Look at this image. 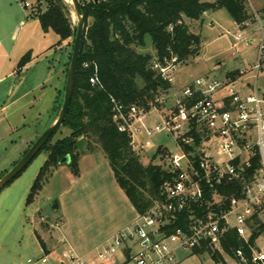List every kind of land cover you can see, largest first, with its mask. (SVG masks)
I'll return each mask as SVG.
<instances>
[{"label": "built area", "instance_id": "2783aa9c", "mask_svg": "<svg viewBox=\"0 0 264 264\" xmlns=\"http://www.w3.org/2000/svg\"><path fill=\"white\" fill-rule=\"evenodd\" d=\"M234 24L233 48L255 45L252 62L176 88L178 57H154L152 69L170 85L165 95L148 110L110 98L112 121L136 154L152 147L157 133L168 135L176 151L157 146L151 159L168 173L162 198L97 248V261L110 264L122 250L117 264H177L199 249L220 264H264V8H250ZM151 112L159 121L149 124ZM61 255L89 264L73 251Z\"/></svg>", "mask_w": 264, "mask_h": 264}, {"label": "trees", "instance_id": "16d2710c", "mask_svg": "<svg viewBox=\"0 0 264 264\" xmlns=\"http://www.w3.org/2000/svg\"><path fill=\"white\" fill-rule=\"evenodd\" d=\"M19 1L24 3L28 0ZM79 2L85 28L71 103L62 124L69 134L52 142L53 134L42 146L39 152L45 150L47 158L30 187L26 203L34 200L64 156H70V171L77 176L79 156L92 152L93 145L98 144L118 185L135 210L142 214L155 200L162 198L161 186L168 173L161 165L153 163L155 158L147 165L141 163L128 144V136L118 131L112 121L110 98L114 97L125 105L134 103L148 110L155 99L165 95L170 87L152 69V59L174 54L180 63H185L199 51L200 36L189 30L184 17L198 21L204 12L224 8L234 22H241L249 16V12L245 0ZM25 7L30 17L39 20L44 31L52 30L59 36L56 46L74 37L76 26L72 22L71 4L66 0H35ZM147 40L150 41L151 51L145 49ZM29 59L30 53L21 58L18 72ZM94 75L97 83L91 84L89 78ZM80 138L85 141L82 152L74 146ZM230 240L235 243L237 239L231 237ZM40 244L43 245L41 240ZM193 253L203 254L199 249Z\"/></svg>", "mask_w": 264, "mask_h": 264}, {"label": "crops", "instance_id": "0c3cea01", "mask_svg": "<svg viewBox=\"0 0 264 264\" xmlns=\"http://www.w3.org/2000/svg\"><path fill=\"white\" fill-rule=\"evenodd\" d=\"M47 32L42 29L37 18L30 17L29 10L19 0H0V112H4L7 120L5 129L9 137L22 129H30L27 135L30 138L23 140L19 136V139L12 140L16 155L6 163L8 165L0 166V177L50 124V121L41 120H46V115L51 111L43 107L45 97L51 95L50 102L54 105L64 83L65 53L60 73L53 82L45 83L46 79H42L45 77H41L38 72L31 82L27 80L25 71L35 68L39 57L53 46L46 45ZM57 42L54 47H60L56 46ZM27 53H30V59L18 72V62ZM4 97L7 101L1 104ZM29 113L32 116L27 121ZM82 162L86 163L82 166ZM77 164V176L65 164L52 172L67 169L69 178L68 186L56 195L45 196L52 203L51 208L58 213L55 217L58 220L56 226L48 224L45 227L39 221V216L44 218L37 202L42 189L30 204L26 203V196L25 207L21 205V199L15 198L25 192L23 188L26 184V188L30 184L27 178L20 180L22 173L1 190L4 194L0 198V264H70L62 258L64 251L75 252L89 264H104L97 261L96 249L106 245L115 233L131 225L138 212L118 185L101 149L82 153ZM30 207L31 211L28 212ZM53 228L57 229L53 231ZM48 232L56 233L55 237L50 234L47 238ZM40 250L45 254L41 258ZM24 254L38 256L36 263H31L29 259L23 263ZM43 257H46L45 262L41 261ZM121 261L122 257L115 256L110 264Z\"/></svg>", "mask_w": 264, "mask_h": 264}, {"label": "rangeland", "instance_id": "374dc122", "mask_svg": "<svg viewBox=\"0 0 264 264\" xmlns=\"http://www.w3.org/2000/svg\"><path fill=\"white\" fill-rule=\"evenodd\" d=\"M29 3L35 2V0H28ZM69 1V0H68ZM208 2H212L214 0H205ZM70 3V1H69ZM245 6L250 11V8H254L255 10H259L264 8V0H245ZM72 8V6H71ZM71 17L72 22L76 26L77 19L74 15L73 9L71 11ZM183 21L188 26L189 30L200 36V45L198 48L197 54L187 59L185 63H181L176 70L173 72L174 76V87L179 88L182 85L190 82L191 80L201 77V76H212V77H218L223 78L224 74L229 71H233L237 68L242 67L243 63L246 62H252L255 58V45H251L248 48H243L241 52H235V49L233 48V34L236 31L235 24L232 20V18L229 16L227 11L222 8L215 11H207L204 12L202 15L201 20L194 21L187 18H183ZM73 39L74 37H70L64 41L61 42L60 47H54V44L59 40V36L54 33L52 30H49L46 35V41L47 46L53 45L51 50L43 53L39 57V61L36 63L37 66L31 67L28 71H25V74L28 76L27 80L29 82L32 81L33 76L38 72L41 77H45L42 79H46L45 83H51L55 80L57 74L60 73V68L62 66V56L66 55V63L64 65V83L61 86V90H59L54 105H51L50 99H52L51 95H47L45 97V105L43 104V107H47V110L51 109V111L46 115L47 118L44 120L42 118L41 120L44 122L52 123V121L56 118L62 100H63V94H64V84H65V76L68 70V64L71 56L72 46H73ZM146 51H151V44L150 41L147 40L146 43ZM241 47V46H239ZM56 49V50H55ZM15 56L13 55V60ZM48 87V86H47ZM6 98L4 97L1 104H3ZM7 101V100H6ZM5 101V102H6ZM42 108V106H41ZM44 113V112H42ZM32 114L29 113L27 116V121L30 120ZM159 121V118L154 112H151L147 117V123L151 124L154 122ZM7 124V120L4 118V112H0V166L6 164L11 158H13L16 155V147L12 143V140L19 139V136H22V139H28L30 137H27L29 134L28 128L22 129L19 131V133H16L9 137L7 134V131L5 129ZM69 134V130L65 126H61L59 130H57L53 137L52 142H54L57 139H60L64 136H67ZM153 146L148 148V150L139 156V159L143 165H147L152 161V156L156 152V148L158 145H163L169 148L171 151H176V146L172 139L164 134V133H157L153 135L150 138ZM24 145V144H23ZM27 145V144H25ZM26 147V146H25ZM94 150H99L100 147L98 144L93 145ZM106 157V156H105ZM47 158V152L41 151L39 152L32 161L28 164V166L23 170L21 181L25 180L27 178V183H30L28 188L27 184L23 188V194H19V196H15L17 200L21 199V205H25V198L27 196V193L29 191L30 185L34 182L40 167L43 165L44 161ZM107 160V157H106ZM86 163V162H85ZM82 162V166L85 164ZM153 163L157 164V159H154ZM8 165V164H6ZM69 167V164H65ZM8 167V166H7ZM85 169V168H84ZM7 171V170H5ZM3 173V172H2ZM49 182V183H47ZM41 192L40 195L37 197V202L39 203V206L41 207V212L43 214L44 221L39 216V221H41L42 225L45 227H48V224H52V226H55V222L58 221L57 218V211L52 209V203L50 200L46 199V195H56L63 187L68 186L69 178L67 176V169H61L60 171L54 172L49 176V179L47 181ZM4 192L1 193L0 191V198H2ZM53 201L55 198H51ZM30 207L28 209V212L31 211ZM59 225V224H58ZM57 228H53V231ZM52 232V231H50ZM50 234H52L54 237L56 233H49L46 234L47 238H49ZM47 243L49 244V240H47ZM60 250H56L58 252ZM39 253V252H38ZM61 254V252H59ZM121 253L123 254V251L120 250L116 256L118 258H121ZM45 254L42 250H40L39 257L41 258ZM185 258L181 261H177V264H220L214 262L212 259H210L207 255H197V254H189L184 253ZM22 262L26 263L29 259L31 263H36V259L38 256H35L34 254H24L22 256ZM39 258V259H40Z\"/></svg>", "mask_w": 264, "mask_h": 264}, {"label": "water", "instance_id": "95a60500", "mask_svg": "<svg viewBox=\"0 0 264 264\" xmlns=\"http://www.w3.org/2000/svg\"><path fill=\"white\" fill-rule=\"evenodd\" d=\"M70 1L74 15L77 19L76 30L73 39V46L71 51V56L68 64V70L66 73V79L64 84V94L63 100L56 118L50 123L36 138V140L29 146L25 153L19 158V160L3 175L0 177V191L12 182L32 161V159L38 154L42 146L49 140V138L62 126L67 116L71 97L73 93V87L75 82V76L78 66V58L81 48V41L83 36V31L85 28V19L81 9L79 0H66ZM84 139L80 138L74 143L75 148L82 152L84 146ZM70 161V156H64L60 161V165L68 164Z\"/></svg>", "mask_w": 264, "mask_h": 264}]
</instances>
